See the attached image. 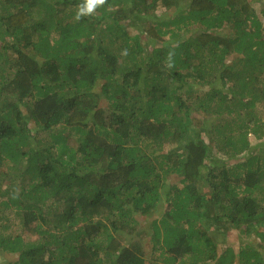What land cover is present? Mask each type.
<instances>
[{"label":"trees","instance_id":"obj_1","mask_svg":"<svg viewBox=\"0 0 264 264\" xmlns=\"http://www.w3.org/2000/svg\"><path fill=\"white\" fill-rule=\"evenodd\" d=\"M78 2L0 0V264H264V0Z\"/></svg>","mask_w":264,"mask_h":264},{"label":"rangeland","instance_id":"obj_2","mask_svg":"<svg viewBox=\"0 0 264 264\" xmlns=\"http://www.w3.org/2000/svg\"><path fill=\"white\" fill-rule=\"evenodd\" d=\"M147 22H149V21H145V22H141L140 24H138V26L137 27H135V26H131V25H129V33L131 34V35H138L141 39H142V41H143V43H145L146 41H147V34H146V30H144V29H146V28H148V27H145L144 29H142L141 28V26L144 24V23H147ZM231 27H228V29H226L227 31H229V29H230ZM226 30H224V31H226ZM183 35H184V38H186V37H190L191 35H186V34H184L183 33ZM235 57H237V56H233V58H232V62H236V61H239L240 59L239 58H235ZM239 66H244L243 65V63H239L238 64ZM237 65V66H238ZM145 226H146V228H151L150 227V219L149 220H147V222H144L143 223V227L145 228ZM11 229L13 230V231H15V232H19V231H21V229H22V226H20V222H16V221H14L13 222V225H12V227H11ZM237 234L236 233H231V234H228L227 236H226V243H227V246H229V245H237L238 243H239V239L240 238H238L237 236H236ZM26 238H34V236H27ZM221 239H224V237H220ZM244 241L246 242V240L244 239ZM226 246V247H227ZM221 247H225V246H221Z\"/></svg>","mask_w":264,"mask_h":264},{"label":"clouds","instance_id":"obj_3","mask_svg":"<svg viewBox=\"0 0 264 264\" xmlns=\"http://www.w3.org/2000/svg\"><path fill=\"white\" fill-rule=\"evenodd\" d=\"M106 2L107 0H79V2L75 5L76 12L74 19L76 21H80L84 17L93 16L96 13L97 9L102 8L106 4ZM132 36L134 37L137 36L139 40L142 41V39L138 35H132ZM173 55L174 54L172 52H169L167 55L168 67H172L171 61Z\"/></svg>","mask_w":264,"mask_h":264}]
</instances>
